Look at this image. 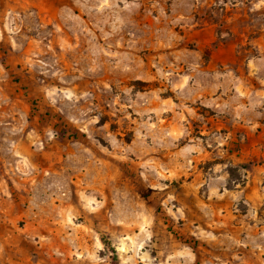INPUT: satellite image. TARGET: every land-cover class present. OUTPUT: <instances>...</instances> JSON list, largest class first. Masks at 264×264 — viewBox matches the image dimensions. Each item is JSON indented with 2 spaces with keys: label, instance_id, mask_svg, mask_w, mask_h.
Listing matches in <instances>:
<instances>
[{
  "label": "rangeland",
  "instance_id": "374dc122",
  "mask_svg": "<svg viewBox=\"0 0 264 264\" xmlns=\"http://www.w3.org/2000/svg\"><path fill=\"white\" fill-rule=\"evenodd\" d=\"M0 264H264V0H0Z\"/></svg>",
  "mask_w": 264,
  "mask_h": 264
},
{
  "label": "trees",
  "instance_id": "16d2710c",
  "mask_svg": "<svg viewBox=\"0 0 264 264\" xmlns=\"http://www.w3.org/2000/svg\"><path fill=\"white\" fill-rule=\"evenodd\" d=\"M243 169H247V167H242Z\"/></svg>",
  "mask_w": 264,
  "mask_h": 264
}]
</instances>
